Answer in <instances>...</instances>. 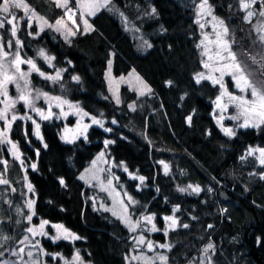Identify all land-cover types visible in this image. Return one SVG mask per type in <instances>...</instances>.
I'll use <instances>...</instances> for the list:
<instances>
[{"label": "trees", "instance_id": "16d2710c", "mask_svg": "<svg viewBox=\"0 0 264 264\" xmlns=\"http://www.w3.org/2000/svg\"><path fill=\"white\" fill-rule=\"evenodd\" d=\"M110 1L114 11L100 8L87 18L92 30L83 33L80 26L69 40L51 28L40 32L34 24L29 27L20 11H14L16 37L6 33L7 24L0 31L4 47L11 41L10 49L18 48L19 39L23 44L21 57L33 59L46 74L66 69L57 83L32 73V89L79 104L89 114L84 119L95 116L104 122V129L90 126L86 138L67 143L58 139L61 122L54 118L38 119L42 138L34 135L29 120L17 119L10 129L7 121L0 120V132L6 134L0 137V178L8 181L0 184V251L4 252L0 260L12 257L10 249L17 246L29 227L39 231V224L46 220L51 225L63 224L80 239L53 240L54 231L46 225L44 231L49 238L34 236L42 264H62L75 250L80 264H124V257L135 249L131 233L109 212L92 208L91 198L104 196L77 178L103 140L109 139L107 152L115 163L123 162L129 171L145 178L137 186L134 179L117 171L114 185L125 196L132 220L153 215L160 231L145 234L170 246L162 248L168 264L195 263L207 243L214 245L212 264H264V171L255 157L245 155L252 145L264 146V124L235 128L236 134L230 137L215 123L212 103L219 86L208 80L197 84L194 79L204 70L202 48L197 47L201 31L196 7L201 0ZM25 2L49 23L65 13L54 0ZM208 3L211 15L228 27L233 45L247 51V24L237 0ZM75 19L80 24L78 14ZM124 21L140 29L151 47L138 52ZM37 32L39 35H35ZM41 49L55 58L52 66L38 56ZM110 58L113 75L132 68L151 93L138 97L120 86L121 102L114 104L103 79ZM21 69L28 71V65H21ZM73 76H79L80 81H74ZM226 82L230 84L228 78ZM8 94L14 96L11 84ZM42 99L36 104H45ZM130 102L135 110L128 108ZM24 111L18 102L8 119ZM68 114L71 123L74 112ZM12 144L17 146L19 158L13 155ZM242 156L246 158L241 160ZM189 185L199 186L201 192H193ZM182 188L187 191L181 192ZM129 196L137 203H130ZM30 201L34 202L31 209ZM28 215H32L31 221ZM168 216H174L177 226L165 233L164 218Z\"/></svg>", "mask_w": 264, "mask_h": 264}, {"label": "snow or ice", "instance_id": "6c2138e0", "mask_svg": "<svg viewBox=\"0 0 264 264\" xmlns=\"http://www.w3.org/2000/svg\"><path fill=\"white\" fill-rule=\"evenodd\" d=\"M258 0H239L240 7L246 10L247 15L245 16L246 20H251V18L257 13L252 10L253 5L257 4ZM55 6L59 8H63L65 11V16L67 20L71 22V24L76 28V31L73 28L69 27L68 24L65 22L63 17L58 18L54 24H50L47 20L43 17L38 16L34 9H31L30 6L25 2V0H0V12L6 14L4 19H0V28H3L5 23L12 24L11 34L13 37H16L17 34V25L13 23L16 17L13 15L12 9H23L25 16L31 21L32 19H36L40 24L39 31H44L45 28L54 29L56 32H60L64 35L65 40H69V37L77 35V32L80 30V24L76 22V15L79 12V17L81 24L83 27V33H87L91 31V25H89L86 16H93L96 14L97 11L101 7H106L108 4V0H75L76 9L73 10L69 7V0H54ZM199 11L201 14H212V8L208 3V0H201V3L198 6ZM155 8L152 9V13H155ZM7 16H12V19H7ZM259 16L264 17V10L259 12ZM213 20L216 21V25L214 26V39H210L208 34H204V38L201 40L200 44L197 47H202L203 52L202 55L206 56L207 59L204 60L203 67L207 69V73L199 72L196 73L194 76L195 82L197 84L201 83V81L208 80L211 81L212 85L219 86L220 92L217 95L216 99L213 101L215 105L214 108V115H216L217 110L219 111V116L216 120L218 125H221L223 132L227 136H234L236 133L232 128L223 127L222 121L225 119L223 113L227 111L229 106H234L237 110L236 114L229 117L231 120L242 121L238 123L237 127L239 128H248L252 127H259L261 124H264V57L261 58L260 61L256 60V57L249 56L248 59L252 62V64L259 63L261 65V69L258 72H252L249 70V64H247L242 57L246 56V53H237L232 51V43L229 39V29L225 25V22L222 19H219L215 16L212 17ZM31 27V24H29ZM201 28L204 27L203 24L200 25ZM219 29V30H216ZM256 31L259 34L258 40L261 45H264V21L261 22L258 26H256ZM82 33V34H83ZM30 35L32 33H29ZM35 35H39L37 32ZM70 42V41H69ZM16 44L18 46L16 53L14 54L13 58L8 60L9 53L4 51V45L0 43V103L4 105L3 108H0V120L7 121V126L10 129L12 122L16 121L17 119H29L32 120L30 116L27 117H18L16 115H12L11 119H8V113L10 110L15 108V105L18 102H22L26 107L30 108L33 112L37 113V115L43 119L48 120L55 115L52 112L53 101L55 102L54 106L61 110V115L66 116L68 113L63 111L64 105H68L69 108H73L76 110L77 114L82 113L84 116L89 115L87 112H83V110L79 107V104H72L69 101L63 99L59 96H49L47 92H42L39 89H32L30 87V79L32 73H37L39 76L43 77L45 80H51L54 83H57L62 78V73L66 71V69H58L55 72V75H48L45 72L41 71L40 68L37 66L36 62L29 58L24 59L20 55L19 49L22 48L23 44L22 41L16 39ZM147 47H151L150 44H147ZM211 45L212 47H209ZM12 46V42H8V47ZM38 56L41 57L49 66L53 65V60L55 59L52 56L46 54L45 50L41 49L38 52ZM4 61H7L6 63ZM69 64L71 61L68 62ZM21 65H28V71H24L21 69ZM111 67V61H109V69ZM218 73V75H217ZM225 75H230L232 81H234V86L236 89L239 90L241 94L237 95L233 92L228 90V87L224 81ZM72 79L74 81L79 82V76H73ZM22 82V83H21ZM143 83V82H141ZM171 82H169L170 84ZM9 84H14L18 95L16 98H12L8 94V86ZM111 91V89H110ZM146 93H151V89L147 86H143V90L140 91V95H144ZM45 99L48 101V110L47 113L41 108L36 107V101L39 99ZM107 99V98H106ZM115 102L119 104L121 101L118 96L115 97ZM130 108L134 109L133 105H129ZM102 115V114H101ZM188 122L190 123L192 117L189 116L187 118ZM92 124L99 125L100 127H104V122L101 119H97L95 116L91 117ZM33 125L35 126L34 135L40 137L39 128L40 125L35 121L32 120ZM112 123L115 124L116 121L113 119ZM90 125L84 124L82 125V131L78 133V135H83L86 132L87 128ZM66 131H68L66 129ZM105 131H111V129H105ZM5 133L0 132V137H5ZM42 138V137H40ZM62 139L66 140L67 142H72L77 138L76 135H73L71 139L67 136L61 137ZM86 138V137H85ZM0 142H3L0 140ZM10 142V141H9ZM111 143V141H105V145ZM47 147V145H45ZM13 148V155L18 156V149L15 144H12ZM256 152L259 153V162L261 165H264V148L259 149H252L250 148L247 152V155L251 156L254 155ZM103 157V153L100 154ZM246 157L242 156L241 160H244ZM6 164L7 161H4ZM95 164V161H93ZM35 168V165H32ZM167 170V166H166ZM127 171V169H125ZM85 177L82 175L80 179H84ZM264 178V177H262ZM140 181H143L144 177H138ZM8 181L0 178V184H7ZM61 184H64V180H60ZM111 184V181H109ZM192 191L195 193H200L201 188L199 186H191ZM29 190H32V186L29 185ZM181 192L187 191V189H180ZM130 203L135 204L137 203L134 201L130 196L128 197ZM32 201L28 203V207L31 209L33 206ZM120 204L123 208L125 213L124 216H121L120 219L124 220V222L128 225L129 230L135 231L138 227L141 226V220L147 222L148 224H152L151 231H158L159 229L156 228L155 224H153V216L146 215L143 216L141 219L136 220L134 223L131 220V216L128 214V204H125L123 200L120 201ZM174 212L176 209L173 210ZM34 214V213H33ZM113 215H116L113 212ZM166 221H169L167 228L164 230L167 233L168 229H174L177 226V220L174 216H168L164 218ZM27 220H32V215L27 216ZM49 224V221H41L39 224V232L34 227H29L27 232L31 233L33 236L40 234V235H48L47 232L44 231L45 226ZM52 228L56 229L57 234L52 237L53 240L65 239V240H76L80 239L75 233H72L69 229H67L63 224H53L51 225ZM183 227L187 228L188 225L185 224ZM208 227H212L209 225ZM2 239L7 240L10 237H3ZM28 237H25L27 240ZM39 242L37 241V244ZM139 244H144L145 239L143 236L139 237L138 239ZM147 246L149 249L153 248V244L151 241L147 242ZM35 247V245H33ZM160 247H170L169 245H160ZM210 249H214V245L211 243L207 245L204 249L205 254L207 255ZM25 252L24 248H20L17 252H13V255L20 256V259L23 262V254ZM4 252L0 251V257H3ZM27 255L29 257L32 256V252L28 251ZM135 258V257H134ZM74 259H79V254L74 257ZM158 259L160 261L165 262L167 261L166 256H159ZM208 264H212L211 257L207 256ZM0 264H10L8 261L0 260ZM11 264H15V262H11ZM33 264H39L38 261H33Z\"/></svg>", "mask_w": 264, "mask_h": 264}, {"label": "rangeland", "instance_id": "374dc122", "mask_svg": "<svg viewBox=\"0 0 264 264\" xmlns=\"http://www.w3.org/2000/svg\"><path fill=\"white\" fill-rule=\"evenodd\" d=\"M70 1H72V5L69 4V7H71L73 10H75L76 9L75 0H70ZM237 2H238V7L243 12V22H245L247 24L246 28H245L247 30V33H248V37L245 40V43L247 45L246 46L247 51L246 50H244V51L240 50L239 47L234 46L233 43H232V51L237 52L238 54L248 52V56L246 55V56L242 57V59L247 64H249V70L250 71L258 72V70L261 69V65L259 63L252 64V62L248 59V57L254 56V57H256L257 61H260L261 58L264 57V45L260 44V42L258 40L259 34L256 31V26H258L259 24H261L262 21H264V17L259 16V12L261 10H264V0H258L257 4L253 5L252 10L255 11L257 13V15L253 16L250 21L245 19L247 12H246V10H244L240 7L239 0H237ZM198 6L196 7V21H197L199 27L201 24L204 25L203 28H201V27L199 28L201 31L200 42L204 38V34H208L210 39H214V26L216 25V21L213 20L212 15L201 14ZM114 7L115 6L111 3V1L108 0V4L104 8L111 10V11H114L115 10ZM101 8H103V7H101ZM14 11H20L23 14V16L26 18L28 23L34 24L36 30L39 31L40 24L38 23V21L36 19H32L31 21H29V19L25 16L23 9H12L13 15L15 17H16V15L14 14ZM77 14L79 16V12H77ZM5 16H6V14L0 12V19H4ZM89 17L90 16H86V19ZM63 18L65 19V22L68 24L69 27L73 28V30L76 29L71 24V22L67 20L65 13H64ZM121 18L122 17L118 16V20L120 21V23H122V21H123V19H121ZM7 19L11 20L12 16H7ZM55 21L53 23H50V24H54ZM79 22H80V26L83 28L84 26L81 24L80 17H79ZM13 23H15V24L17 23V17L13 21ZM5 24H7V27H8V30L6 31V33L7 34L11 33L12 24H8V23H5ZM123 25H124L125 29L131 30L129 34L135 42L136 50L140 53L145 52V50L149 48L145 44V41L147 42V44H149V41L144 37L142 31L138 28H135V27L131 28L129 25H127V23H125V21H124ZM1 29L2 28H0V31H1ZM52 30L55 31L54 29H52ZM216 30H219V29H216ZM57 33H59V35L64 37V35L62 33H60V32H57ZM229 39H230V42L234 41L233 36L230 34V31H229ZM209 47H212V46L209 45ZM4 51H7L9 53V57L7 59L10 60L13 58L14 54L16 53L17 48H16V46H14L12 49H10V47H8V44H7L4 47ZM202 52H203V48H202ZM206 59H207V57L204 56V60H206ZM109 61H111V58L106 62V67H105L104 72H103V79H104V82L106 85L107 92H108L111 100L113 101V103L116 105L120 104V103L117 104L115 102L116 96H118L120 99V94H119L120 86L127 87L128 90L133 91L135 93V95L138 97L143 96V95H140V91L143 90L144 85H147L143 81V79L132 68L129 69L124 74L113 75V73L111 72V67L109 69ZM4 62L6 63L7 61H4ZM207 71L208 70L204 68L203 72L207 73ZM217 75H218V73H217ZM227 78L230 81V84H227V82H226ZM224 81H225V83L228 87V90L230 92H233L234 94H237V95L241 94L239 92V90L235 88L234 81H232L230 75H225ZM141 82H143V83H141ZM11 85H12V88L14 91V96L12 98H16L18 95V91H17L14 84H11ZM110 89H111V91H110ZM0 98L3 99V97H0ZM42 100L46 101L45 99H42ZM48 103L49 102L46 101V103L43 104L42 106H39L36 104V107L43 109L45 111V113H47ZM52 103H53L52 112L55 114L52 116V118H54L56 121L61 122V125L58 129V132H57V136H58V139L61 140L62 142H67L66 140L61 138L63 136H67L69 139H71V137L73 135H76L77 136L76 139H78V138L84 139L86 136V132H84L83 135H78V133L80 131H82V125H84V124H88L90 126H96V127L101 128V129H104V127H100L99 125L92 124V121L90 119L89 120L84 119L85 116L82 113L77 114L75 109L69 108L68 105L66 104V105H64L63 111L66 113L74 112V114L71 115L73 117L74 121L70 123V122H68V118L70 117V115L69 114L66 116L61 115L60 114L61 110L54 106V104H55L54 101ZM21 104L24 107L25 111L22 114H19L18 117L30 116L32 118V120H35L36 122H38V119H41L37 115V113L33 112L30 108L26 107L22 102H21ZM129 105H133V103L130 102L128 104V108L132 109L129 107ZM43 106H45V107H43ZM1 107H4V105L2 104ZM214 108H215V105L213 104L211 114H212V117H213L215 123L217 124L216 120L219 116V111L217 110L216 115H214L213 114ZM236 112H237L236 108L234 106L230 105L229 108L227 109V111H225L223 113V115L225 117V119L222 121L223 127H229V128H232L233 130L235 128H239V127H237V125H238V123H241L242 121H236V120L229 119V117L235 115ZM26 120H29V119H26ZM32 120H29V121L31 122L33 129L35 131V126L33 125ZM249 128H256V127L250 126ZM66 129L68 131H66ZM105 141H110V140L109 139L103 140L102 147L100 148V150L94 155V157L90 160L88 165L86 167H84L78 173L77 178L81 182H83L84 184L90 185V186L94 187L95 190L102 192V194L104 196L103 198L97 194L91 198L92 208L96 211H107V212H109L114 218L118 219L119 222L122 223L128 229V231L131 233L133 245H134L133 247L135 249H134V251H131L129 254H127L124 257V264H165V262L160 261L158 259L159 256H166L165 252L162 250V248H164V247H160V245H162V244L153 241L152 237L150 235L145 234V233L156 232V231H151L152 224H148L147 222H144L141 220V226L138 227L135 231H131V230H129V227L124 222V220L120 219L121 216L125 215L123 208L120 204L121 200H123V202L125 203V196L114 185V181H115V178L117 176V171H121L128 178L134 179L137 183V186H139L142 183V181H140L138 179V177H143V176H141V175H139L133 171H129L125 167L123 162H116L115 163V161L108 155L107 146L109 143L107 145H105ZM250 148L259 149V148H264V146H256V145L253 146L252 145V146L248 147L246 149V152H245L246 156H249V155H247V152ZM101 153H103V157L100 156ZM251 156L255 157V160L260 164L258 152H256L254 155H251ZM93 161H95V164H93ZM262 166H263V171H264V165H262ZM125 169H127V171H125ZM82 175L85 177L84 179H80V177ZM109 181H111V184H109ZM113 212H115L116 215H113ZM146 215H152V214L140 215L137 219H135V220L131 219V220L134 223L136 220L141 219L143 216H146ZM152 223L155 224L154 219H153ZM168 223H170V222L165 220V225H164L163 231L167 228ZM48 225H51V224H48ZM155 226H156V224H155ZM156 228L159 229L157 226H156ZM52 229L54 231V235H56L57 234L56 229H54V228H52ZM158 231H160V229ZM37 232H39V231L37 230ZM37 235H35V236H37ZM26 236L28 237L27 240H25ZM45 236L48 237V235H45ZM141 236H143L145 239L144 244L138 243V239ZM34 239H35V237L31 233L26 231V234H24L22 236L20 241L17 243V246L12 247L10 249L9 253L12 257L4 259L3 261H8V262H10V264H11V262H15V264H22L20 256L13 255L12 253L17 252L20 248H24L25 252L23 254H21V255H23L24 264H33L34 260L38 261L39 264H42L39 260V257H38V249L36 247ZM148 241L152 242V244H153L152 249L148 248V246H147ZM208 244H210V243H207L204 247H202L200 254L198 255L195 263H187V264H208L207 256H211V254L213 253V249H210L208 251L207 255L205 254L204 249L207 247ZM33 245H35V247H33ZM28 251L32 252L31 257H29L27 255ZM76 255H77V251L75 250L73 252L72 256L69 259H66L67 261L66 260L63 261L62 264H67V263L80 264L81 263L80 259H78V260L74 259V257ZM166 264H168L167 261H166Z\"/></svg>", "mask_w": 264, "mask_h": 264}]
</instances>
